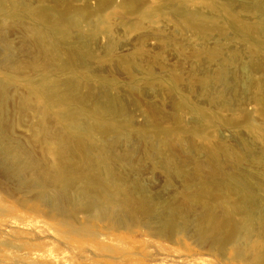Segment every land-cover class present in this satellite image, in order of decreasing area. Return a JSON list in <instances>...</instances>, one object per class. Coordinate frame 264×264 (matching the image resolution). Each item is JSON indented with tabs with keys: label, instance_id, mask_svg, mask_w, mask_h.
<instances>
[{
	"label": "rangeland",
	"instance_id": "rangeland-1",
	"mask_svg": "<svg viewBox=\"0 0 264 264\" xmlns=\"http://www.w3.org/2000/svg\"><path fill=\"white\" fill-rule=\"evenodd\" d=\"M243 1L185 0L199 30L180 0H0V264H264V17ZM248 171L250 202L226 178Z\"/></svg>",
	"mask_w": 264,
	"mask_h": 264
},
{
	"label": "bare ground",
	"instance_id": "bare-ground-1",
	"mask_svg": "<svg viewBox=\"0 0 264 264\" xmlns=\"http://www.w3.org/2000/svg\"><path fill=\"white\" fill-rule=\"evenodd\" d=\"M180 1H182V5H179V6H177L176 4L169 5L168 12H170L174 16H180L181 19L188 26L199 29V30H204L205 27L207 26V22L203 19H200L197 12H193V11L189 10V8H187L185 5L186 4L185 0H180ZM243 2H246V4H244ZM243 2H240L241 6H243L244 8H246L248 10H254V11L258 12L262 17H264V0H247V1H243ZM126 7L128 8L127 12L131 13V14H137L140 11V7L137 4H130L129 7L128 6H126ZM217 8H218V6H217ZM220 8L225 9L226 6L224 5V6H221ZM63 14H65V13H62V14L55 13L54 15H50L45 9H42V10H40V14L38 15V19L41 21V23L46 28L45 31L47 33L58 34L59 32H62L63 30H60L62 27H54L53 26V23H54L53 19L55 18V16H57L61 20L66 19L67 16L66 15L64 16ZM230 19L232 20L233 24L236 23L234 16L231 15ZM103 28H105V27H103ZM258 28H259V23H256V25H249V26H247L245 32L249 35H252L255 33V30ZM216 54H217L216 52H212L211 56H215ZM250 69L247 68L246 71L249 73ZM222 71H221V73H222ZM219 78L222 81L225 80L223 75ZM244 85H245V88L249 87V85H250L249 80H247V82H245ZM3 142H4V135H3L2 131L0 130V149H2V147H3ZM183 146L188 147L190 150L194 149V147L192 145H190L189 142H184ZM5 151L10 153V154L13 153V151L11 149H8V148H5ZM226 178H228L229 181L231 180L230 182L235 184L238 187V189L240 191H242V195L247 202H250L251 200H253L252 194H251L252 192L250 190V186H248V184L246 182H244L245 178H248V179L253 178L252 172H249V171L245 172L243 179L241 178L240 174H238L237 172H232V173L228 174L226 176ZM263 208H264V206H263ZM207 216H210V213H208V212L204 213L201 216V218L203 220H206ZM253 221H254L253 218H251V220H248L249 223L253 222ZM258 224L264 228V217L260 218V222H258Z\"/></svg>",
	"mask_w": 264,
	"mask_h": 264
}]
</instances>
